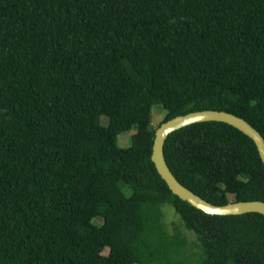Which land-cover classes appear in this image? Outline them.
Returning <instances> with one entry per match:
<instances>
[{"label": "trees", "instance_id": "1", "mask_svg": "<svg viewBox=\"0 0 264 264\" xmlns=\"http://www.w3.org/2000/svg\"><path fill=\"white\" fill-rule=\"evenodd\" d=\"M154 105L264 139V0H0V264H264L263 215L206 214L161 179ZM164 157L214 205L264 202L255 144L226 123L176 130Z\"/></svg>", "mask_w": 264, "mask_h": 264}, {"label": "water", "instance_id": "2", "mask_svg": "<svg viewBox=\"0 0 264 264\" xmlns=\"http://www.w3.org/2000/svg\"><path fill=\"white\" fill-rule=\"evenodd\" d=\"M207 121L226 123L236 128L244 135L248 136L255 144L259 158L264 166V139L261 134L243 118L237 117L225 111L218 110H201L189 112L184 115L175 116L161 123L154 132L150 156L152 161L151 163L154 164L157 173L165 182L172 194L206 214L229 216L258 213L264 216L263 201H231L225 205H214L183 186L170 171L164 157V143L167 137L176 130L195 123Z\"/></svg>", "mask_w": 264, "mask_h": 264}, {"label": "rangeland", "instance_id": "3", "mask_svg": "<svg viewBox=\"0 0 264 264\" xmlns=\"http://www.w3.org/2000/svg\"><path fill=\"white\" fill-rule=\"evenodd\" d=\"M164 116H165V112L163 111V109L160 105L152 106L151 124L153 127H157L161 123V121L163 120ZM134 132H135V129H132L131 131H127V132L119 134L117 137L118 138L117 142H118L119 147H122V148L128 147L130 145L131 135ZM162 211L164 214L163 222H164L166 229L169 232H171L173 230L174 226H177L179 229H181L183 233L188 235V237H187L188 238V244L190 246V249L193 250V248H194L193 243L195 241V237L193 234L188 233L183 228L179 217L174 212L172 207L167 205V204H164V205H162ZM94 222L97 224L101 223V221L98 219H95ZM107 253H108V248H105L103 251V254H107Z\"/></svg>", "mask_w": 264, "mask_h": 264}]
</instances>
